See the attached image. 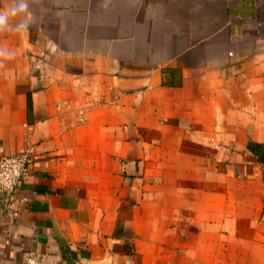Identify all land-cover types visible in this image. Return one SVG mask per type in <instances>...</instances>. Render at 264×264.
Segmentation results:
<instances>
[{"label": "crops", "instance_id": "crops-1", "mask_svg": "<svg viewBox=\"0 0 264 264\" xmlns=\"http://www.w3.org/2000/svg\"><path fill=\"white\" fill-rule=\"evenodd\" d=\"M26 2L0 155L34 161L0 264H264V0Z\"/></svg>", "mask_w": 264, "mask_h": 264}, {"label": "built area", "instance_id": "built-area-1", "mask_svg": "<svg viewBox=\"0 0 264 264\" xmlns=\"http://www.w3.org/2000/svg\"><path fill=\"white\" fill-rule=\"evenodd\" d=\"M33 148L31 143H26L18 152L0 155V202L14 215L17 214L18 204L26 200L19 197L17 191L30 173L34 161ZM28 260H31L30 256Z\"/></svg>", "mask_w": 264, "mask_h": 264}, {"label": "clouds", "instance_id": "clouds-1", "mask_svg": "<svg viewBox=\"0 0 264 264\" xmlns=\"http://www.w3.org/2000/svg\"><path fill=\"white\" fill-rule=\"evenodd\" d=\"M28 3L26 0H18V2L7 12H0V28H2L11 18L16 17L18 14L26 13ZM18 28H26L27 24L22 23L17 26Z\"/></svg>", "mask_w": 264, "mask_h": 264}]
</instances>
